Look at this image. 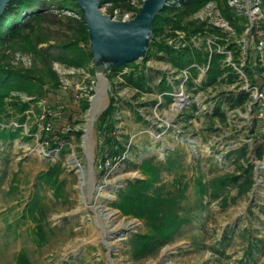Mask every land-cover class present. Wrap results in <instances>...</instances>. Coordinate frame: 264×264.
<instances>
[{
    "label": "rangeland",
    "instance_id": "obj_1",
    "mask_svg": "<svg viewBox=\"0 0 264 264\" xmlns=\"http://www.w3.org/2000/svg\"><path fill=\"white\" fill-rule=\"evenodd\" d=\"M226 1L237 16L233 24L228 23L219 6L211 2L189 20L206 22L208 27L219 31L196 35L191 43L211 53L214 50L212 44L223 40L224 45L220 44L216 49L225 53V62L239 72L240 77L234 83L201 87L207 71L204 67L193 84L188 85L186 71L176 73L174 67L156 56L145 62L138 60L151 90L139 92L123 84L122 73L132 69L124 67L113 75L115 90L109 81L102 107L88 132L90 111L89 108L82 110L80 105L81 100L89 97L90 101L94 94L89 96L97 84L96 74L89 70L93 63L79 69L54 65L61 78V87L50 91L26 111L23 134L28 138L20 137L0 146V264H17L21 252L27 255L30 264H264V211L261 209L264 205V156L261 160L255 159L253 150L245 154V159L255 169L253 189L226 207L218 201L211 202L201 221L185 224L174 240L161 247L155 256L140 261L130 258L127 239L137 231H144L145 227L138 218L122 215L112 206L120 187L142 177L137 166L144 158L165 160L175 150L179 166L191 183L187 194L192 203L196 200L192 185L196 176L208 180L233 172L239 163L246 162L236 157L242 146L249 144L253 149L254 137L264 142V121L255 125L254 133L251 131L258 114L252 110V100L236 108H230L222 101L224 94L241 90L250 91L255 100L252 90L256 87H249L247 77L233 62V57L236 52L237 60L244 65L247 58L253 63L258 55L264 56V0ZM109 6V3L105 4L101 11L108 14ZM46 11L51 14L50 22L45 24L46 33L57 38L60 35L59 14L71 12L60 10L56 5L49 6ZM117 12L112 16L114 20H120ZM129 19L130 13L121 20ZM182 36L180 34L170 42L179 45ZM12 60L16 65L31 64V56L26 53H15ZM163 78L172 85V92L162 91L160 82ZM111 92L116 96L118 107L114 116L115 134L126 143L127 151L113 164L107 160L105 164H111V168L104 173L97 161L101 138L96 122L108 106ZM168 97H172L171 100ZM218 103L225 112V122L210 116ZM49 110L53 112L54 135L51 138L56 139L57 132L68 133L67 139L60 140V147L67 149L64 153L51 148L49 141L48 144L44 142L41 126ZM186 111L193 116L188 118ZM6 122L9 126H18L13 117L7 118ZM35 125L36 129L32 130ZM77 131H81L79 137ZM87 139L93 172L91 176L86 173L82 177L79 168L87 172L90 165ZM56 162L63 167L60 178L65 182L64 197L55 200L51 190H41L47 222L52 229H48L47 241L39 245L34 241L33 223L22 220L21 212L36 189L37 175ZM172 177L171 173H163L167 183ZM97 187L102 190L98 191ZM230 194L235 196L237 190L232 189ZM99 205L106 209L100 217L97 215ZM108 211L113 212L109 217ZM120 229L125 230L124 235L115 238ZM106 230H111L109 241L114 247L111 252L104 240ZM256 238L262 241L256 242ZM250 241L256 244L253 257L245 253Z\"/></svg>",
    "mask_w": 264,
    "mask_h": 264
},
{
    "label": "trees",
    "instance_id": "obj_2",
    "mask_svg": "<svg viewBox=\"0 0 264 264\" xmlns=\"http://www.w3.org/2000/svg\"><path fill=\"white\" fill-rule=\"evenodd\" d=\"M144 0H101V7L109 3L108 14L114 15L118 10L121 20L125 14L136 16L142 9ZM211 2H215L228 23L233 24L237 16L232 13V7L226 0H169L164 8L156 16L152 23L154 38L150 41V47L142 62L151 56L168 62L175 68L176 73L186 71L188 85H192L198 77L201 68L207 67L201 87H207L217 83H234L239 77V72L225 62L227 55L217 51L218 45H224V41L212 44L214 50L210 53L201 47H195L191 39L196 35L217 33L218 28H210L206 22L189 20V17L197 13ZM224 3V6L222 5ZM56 5L60 10L70 11L71 14H59L58 29L60 35L55 38L49 33L45 24L50 22L51 14L49 6ZM56 17V16H55ZM237 26V25H236ZM238 27V26H237ZM182 34V43L179 45L170 42ZM46 44V46H43ZM15 53H26L31 56L30 66L16 65L12 57ZM233 62L247 77L249 87L264 89V56L258 55L252 63L249 58L244 65L237 60L234 52ZM92 56L89 51L88 31L83 12L79 9L77 0H10L2 16L0 17V146H5L13 140L23 137V124L27 121L26 111L32 104L44 99L50 91H56L61 87V78L55 64L67 68L79 69L89 66ZM238 64V65H237ZM124 67H131L129 71L122 73L123 84L137 89V91H150L147 86L145 73L139 68L137 62L120 65L108 70L107 78L115 90L113 75L122 71ZM89 70L95 74L93 67ZM160 87L165 93L172 92V85L166 78L160 82ZM94 93L90 91V95ZM110 95L108 106L97 118L96 128L101 138V144L97 154V161L102 167V172H107L114 161L121 160L127 151L126 143L115 134V112L118 109L117 99L113 92ZM29 98L24 99L23 96ZM171 100L172 97H168ZM253 101L252 110L258 112L254 120L252 132L259 121H264V111L260 101H255L250 91L241 90L224 94L223 100L230 108L242 107L246 102ZM81 109L87 110L90 106L89 97L81 100ZM39 112L40 110L37 109ZM50 111V112H49ZM45 114V122L52 120L51 110ZM187 117L193 116L186 111ZM211 117H218L225 122L226 115L222 106L218 103ZM16 119L18 126H9L7 118ZM188 120V119H187ZM36 129V125L32 130ZM77 137L81 131L75 132ZM42 131L43 139L49 141L51 148L60 149L64 153L67 149L60 147V140L67 139L68 133H55ZM251 149L249 144L242 146L237 151L236 157L244 162L239 163L233 172H226L205 180L201 175L192 180L196 200L189 202L187 191L190 180L180 168L177 152L172 150L165 160L157 161L153 157L144 158L138 168L142 177L128 181L125 186L116 192V199L112 206L117 208L122 215L138 218L143 222L144 231H137L127 239L130 258L140 261L147 257L155 256L161 247L172 242L177 233L185 224L192 221H201L202 215L207 210V205L218 201L222 207H226L238 196L244 195L253 189L256 182L254 165L245 159V154L253 150L255 159L261 160L264 156V142H259L255 137ZM1 152V150H0ZM107 160L111 164L107 166ZM63 167L60 162L50 164L45 171L37 175L35 191L21 212L24 221L33 223L34 241L42 245L47 241L48 229L47 214L43 204L41 190L52 191L55 200L64 197V180L60 178ZM173 174L169 183L163 179V173ZM236 189L237 194L232 196L231 190ZM208 198L205 202L204 199ZM264 211V205L261 206ZM232 231V230H231ZM244 232L251 233L244 229ZM227 236H225V240ZM256 242L262 241L259 238ZM220 245H222L220 243ZM255 243L249 242L245 253L253 257ZM17 264H30L27 255L21 252L17 256ZM241 263H244L241 261Z\"/></svg>",
    "mask_w": 264,
    "mask_h": 264
},
{
    "label": "water",
    "instance_id": "obj_3",
    "mask_svg": "<svg viewBox=\"0 0 264 264\" xmlns=\"http://www.w3.org/2000/svg\"><path fill=\"white\" fill-rule=\"evenodd\" d=\"M9 1L0 0V17ZM168 1L144 0L141 11L133 18L114 20L112 16L101 11V0H77L86 21L92 67L97 76V84L90 99L89 111L93 107V99L106 93L109 85L108 70L134 63L145 57L150 47V41L154 38L152 23ZM92 123L91 119L88 132ZM92 165L93 160L90 157L89 170L87 171L89 176L93 172ZM100 208L104 207L99 205L98 209ZM124 231L118 230L114 237H122ZM106 246L110 252L114 249L112 245L106 244Z\"/></svg>",
    "mask_w": 264,
    "mask_h": 264
},
{
    "label": "bare ground",
    "instance_id": "obj_4",
    "mask_svg": "<svg viewBox=\"0 0 264 264\" xmlns=\"http://www.w3.org/2000/svg\"><path fill=\"white\" fill-rule=\"evenodd\" d=\"M103 97H104V95H98V96H96L94 99H93V107H92V109L90 110V117H91V119L93 120L94 118H95V116H96V114L99 112V110L101 109V107H102V101H103ZM178 105V104H177ZM176 105V106H177ZM179 105H180V102H179ZM86 149H87V152H88V154H89V156L91 157V151H90V148H89V143H88V139H87V141H86ZM79 173H80V175L83 177V176H85L86 175V171L85 170H83V168H79ZM88 174V173H87ZM98 191H101L102 190V188L101 187H97L96 188ZM97 210V209H96ZM106 210L104 209V208H100V209H98L97 210V215H99V217L102 215V214H104V212H105ZM107 213V216L109 217V216H111L112 214H113V212L112 211H108V212H106ZM110 231L111 230H106V231H104V236H106V237H104V240L106 241V244H109V245H111V243H110V241H109V234H110Z\"/></svg>",
    "mask_w": 264,
    "mask_h": 264
},
{
    "label": "built area",
    "instance_id": "obj_5",
    "mask_svg": "<svg viewBox=\"0 0 264 264\" xmlns=\"http://www.w3.org/2000/svg\"><path fill=\"white\" fill-rule=\"evenodd\" d=\"M207 70V67H206ZM252 95L255 98V101H260L262 108L260 109V115H263V111H264V93L263 91L258 90V88H255L254 90H252ZM16 127V126H14ZM41 130L42 131H46V132H50L52 131V124L50 121L44 122L41 126ZM46 144H48V141L45 140L44 141Z\"/></svg>",
    "mask_w": 264,
    "mask_h": 264
}]
</instances>
